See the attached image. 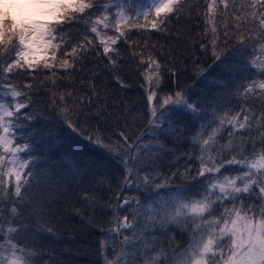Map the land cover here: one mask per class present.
<instances>
[{
    "label": "snow or ice",
    "instance_id": "1",
    "mask_svg": "<svg viewBox=\"0 0 264 264\" xmlns=\"http://www.w3.org/2000/svg\"><path fill=\"white\" fill-rule=\"evenodd\" d=\"M7 3L0 264H47L36 238L55 236L56 205L72 196L101 233L96 264H264V0ZM154 33L183 38V52ZM189 61L195 80L182 86ZM129 78L141 101L122 96ZM196 83L208 91L194 97ZM77 140L108 163L78 158Z\"/></svg>",
    "mask_w": 264,
    "mask_h": 264
},
{
    "label": "trees",
    "instance_id": "2",
    "mask_svg": "<svg viewBox=\"0 0 264 264\" xmlns=\"http://www.w3.org/2000/svg\"><path fill=\"white\" fill-rule=\"evenodd\" d=\"M149 0H142V3L146 6ZM239 2V0H238ZM10 13L13 15L14 13ZM16 17V15H13ZM135 38V36H134ZM159 42V45H165V51H167V46L171 45L172 48L177 52H183L184 42L183 38L180 39H169L160 36L159 34L154 33L152 35V39L150 42ZM123 48H127V45H122ZM197 45V52H198ZM183 58L187 59V53L183 54ZM236 58H233L232 63H236ZM211 63L210 58H204L203 64L205 67ZM181 68L184 67L183 64L180 65ZM219 69H209V73L207 74V79L212 80L216 76L220 75ZM133 83V88L125 90L122 93L123 97H130L132 100L141 101L143 97V90L136 86V82L131 80ZM236 79L240 81L239 74ZM195 80L193 76V72L191 69V63L188 62V68L186 73L180 76L181 85L192 84ZM113 87H118L114 83ZM208 91V86L203 83H196L195 86L190 90V94L194 97L197 95H204ZM143 103H137L133 107V113L136 114V110L139 108H143ZM146 111V109H145ZM146 122V120H145ZM199 123V122H197ZM129 124L132 127V130L137 131V125L141 124V121L137 120L136 124H132L131 117H129ZM195 129H193L194 131ZM186 148V144L181 148L183 151ZM71 152H74L78 158H82L84 160H94L100 163H108L101 151L99 149H94L93 146L87 142H81L77 140L74 142V146L70 149ZM174 159V158H173ZM169 163L168 158L164 160V167L161 169L162 171H167V165ZM184 163L183 160L180 161L182 165ZM109 168L111 165L108 164ZM179 166V165H178ZM85 190L88 191L87 181L84 184ZM77 195L80 193V188H76ZM37 196L47 195L46 191L41 189L36 192ZM126 194L128 195H137L136 192L129 190ZM161 195H164V190H161ZM144 195H147L145 193ZM73 204L77 208L84 207L86 210V205L83 202H80L76 196H72L70 201L68 198H62L61 201L56 205L61 209L60 215L56 216L53 220V227L59 229L56 231L54 237H39L37 239V244L41 246V250L44 253L43 260L47 262V264H96L97 255L96 250L99 246V241L101 239V233L96 230L88 227L86 224H83L78 216L73 214ZM55 210V209H54ZM56 221H62V223L57 224ZM28 238V243H31L33 237L29 234H25ZM22 242H24V237L21 238Z\"/></svg>",
    "mask_w": 264,
    "mask_h": 264
},
{
    "label": "rangeland",
    "instance_id": "3",
    "mask_svg": "<svg viewBox=\"0 0 264 264\" xmlns=\"http://www.w3.org/2000/svg\"><path fill=\"white\" fill-rule=\"evenodd\" d=\"M5 2H7V0H0V6H2V4ZM149 5H150V0L146 6H149ZM11 12L14 13L13 15H16V18H25L24 14L19 8L13 7L11 8Z\"/></svg>",
    "mask_w": 264,
    "mask_h": 264
},
{
    "label": "clouds",
    "instance_id": "4",
    "mask_svg": "<svg viewBox=\"0 0 264 264\" xmlns=\"http://www.w3.org/2000/svg\"><path fill=\"white\" fill-rule=\"evenodd\" d=\"M4 8H7L8 7V3L5 2V4L3 5Z\"/></svg>",
    "mask_w": 264,
    "mask_h": 264
}]
</instances>
